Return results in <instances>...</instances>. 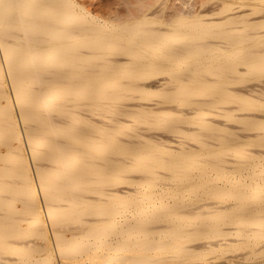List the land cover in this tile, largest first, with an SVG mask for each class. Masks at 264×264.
<instances>
[{
  "label": "bare ground",
  "instance_id": "1",
  "mask_svg": "<svg viewBox=\"0 0 264 264\" xmlns=\"http://www.w3.org/2000/svg\"><path fill=\"white\" fill-rule=\"evenodd\" d=\"M0 264H264V0H0Z\"/></svg>",
  "mask_w": 264,
  "mask_h": 264
},
{
  "label": "rangeland",
  "instance_id": "2",
  "mask_svg": "<svg viewBox=\"0 0 264 264\" xmlns=\"http://www.w3.org/2000/svg\"><path fill=\"white\" fill-rule=\"evenodd\" d=\"M172 2H173V1H172ZM172 2H171V3H172ZM169 10H170V9H169Z\"/></svg>",
  "mask_w": 264,
  "mask_h": 264
}]
</instances>
